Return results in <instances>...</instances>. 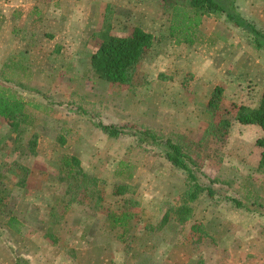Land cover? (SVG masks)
I'll use <instances>...</instances> for the list:
<instances>
[{"label":"rangeland","instance_id":"374dc122","mask_svg":"<svg viewBox=\"0 0 264 264\" xmlns=\"http://www.w3.org/2000/svg\"><path fill=\"white\" fill-rule=\"evenodd\" d=\"M12 1L0 0V83L42 108H30L34 122L19 133L0 117V264H264V215L231 200L253 195L264 204L257 146L264 132L226 114L232 102L255 108L264 95V50L252 36L211 15L195 45L177 46L173 10L162 0ZM236 7L264 31V0H237ZM136 27L155 41L131 84L95 77L90 58L103 34L127 36ZM218 86L232 121L225 140L208 133L205 111ZM105 126L121 134L112 137ZM144 132L157 143L142 141ZM168 139L186 147L199 183L215 195L192 204L189 222L179 224L173 213L161 226L187 186V174L163 154ZM66 155L102 181V200L59 201ZM122 162L127 175L119 173ZM117 185L134 193L118 196ZM129 198L140 205L131 231L118 238L122 229L112 230L106 214L122 212ZM194 224L208 234L201 242ZM49 228L57 243L47 238Z\"/></svg>","mask_w":264,"mask_h":264},{"label":"trees","instance_id":"16d2710c","mask_svg":"<svg viewBox=\"0 0 264 264\" xmlns=\"http://www.w3.org/2000/svg\"><path fill=\"white\" fill-rule=\"evenodd\" d=\"M170 9L173 10L170 26V36L174 39L177 46L195 45L199 40V29L205 16L226 17L227 22L234 27L246 31L252 36L256 49L264 50V31L257 28L255 23L249 22L237 12V0H162ZM155 37L152 33L136 27L127 36L110 35L109 30L103 34L102 41L98 48L93 52L90 58L91 69L99 80L121 85H130L135 73L142 62L148 56L154 46ZM224 89L218 86L214 89L212 96L205 108L208 122V133L212 136L225 140L228 129L232 121L226 117L231 115L234 120L242 125H256L264 132V95L258 107H250L244 104L232 102L226 114H223ZM40 109L41 104L33 103L23 96L22 93L13 90L0 83V117L10 126L14 133H19L23 125H31L34 118L30 113V108ZM226 115V116H225ZM225 116V117H221ZM112 137H117L121 131L108 126L104 127ZM145 133V132H144ZM142 141L157 143L158 138L154 133L146 132ZM166 150L163 152L165 158L176 168L183 170L187 174V186L183 196L182 204L171 209L161 222V226H167L170 223L171 214L174 213L179 224H185L192 217V204L196 202L203 193L213 197L215 191L211 187L203 186L199 183L196 171L198 165L196 161L188 154L186 147L174 140L168 139ZM257 146L261 148L260 167L264 169V136L259 138ZM63 189L59 201L64 205L72 206L80 204L83 197H91L102 200L100 188L102 181L86 171L81 160L76 156L66 155L62 159ZM128 164L122 162L120 166V175L126 174ZM127 175V174H126ZM132 174L127 178L131 180ZM103 184V183H102ZM134 187L130 185H117L115 194L125 196L133 194ZM253 195H250V197ZM236 199L232 198L237 208L246 209L252 213L264 215V204L257 198ZM6 197L0 191V214L3 212ZM140 205L134 198L125 200L123 211L120 213L107 211V220L112 230L122 229L121 238L131 231V226L136 217L135 207ZM56 213L55 208L52 215ZM9 226L20 233L17 227L19 222L15 218L9 219ZM193 239L197 242L203 241L208 237L202 224H194L192 227ZM198 235V236H196ZM47 238L54 243L58 238L53 233V229H47ZM200 236V237H199ZM196 241V240H195Z\"/></svg>","mask_w":264,"mask_h":264},{"label":"crops","instance_id":"0c3cea01","mask_svg":"<svg viewBox=\"0 0 264 264\" xmlns=\"http://www.w3.org/2000/svg\"><path fill=\"white\" fill-rule=\"evenodd\" d=\"M8 2H9V4L11 5V3H13V1L12 0H8ZM16 4H17V2H15ZM16 4H14V5H16ZM6 15H8L9 13H5ZM10 14H11V12H10Z\"/></svg>","mask_w":264,"mask_h":264}]
</instances>
